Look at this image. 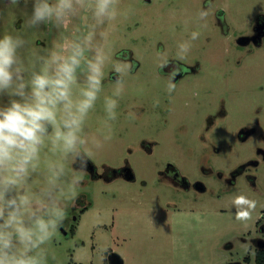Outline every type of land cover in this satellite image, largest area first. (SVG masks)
<instances>
[{
	"label": "rangeland",
	"instance_id": "1",
	"mask_svg": "<svg viewBox=\"0 0 264 264\" xmlns=\"http://www.w3.org/2000/svg\"><path fill=\"white\" fill-rule=\"evenodd\" d=\"M222 6L229 36L215 22ZM116 10L115 20L96 28L94 42L103 43L100 33H105L110 58L102 92L85 122V133L103 146L93 149L75 194L64 200L65 219L47 244V264H109L112 251L125 264H256L258 248L251 237L264 193L243 179L229 188L218 170L228 173L264 145V46L250 52V46L238 42L264 14V0H117ZM202 11L207 17H200ZM30 13L31 4L0 0V38H25V55L52 50L95 24L87 8L60 29L52 24L28 29L23 22ZM193 32L198 33L195 40ZM185 42L190 48L179 60ZM162 59L168 67H159ZM115 62L130 70L122 95L113 97L117 118L110 122L111 139L104 141L97 130L106 119L104 98L113 93ZM174 66L182 67L183 76L169 93ZM77 75L82 86L83 66ZM246 127L257 130L242 141L239 132ZM169 162L190 179L205 181L208 191H184L159 181ZM126 166L137 174L136 181L114 176ZM239 195L256 201L246 222L235 218L233 201Z\"/></svg>",
	"mask_w": 264,
	"mask_h": 264
},
{
	"label": "clouds",
	"instance_id": "2",
	"mask_svg": "<svg viewBox=\"0 0 264 264\" xmlns=\"http://www.w3.org/2000/svg\"><path fill=\"white\" fill-rule=\"evenodd\" d=\"M31 13L23 24L40 29L52 24L66 26L81 9H92L95 24L86 34L65 40L54 49L25 55L28 41L20 35L0 38V264H47V244L63 226L64 200L74 195L93 149L101 139L85 133V122L94 110L109 60L107 37L95 43L97 26L117 16V0H5ZM208 13L202 11L201 18ZM198 37L197 32L191 39ZM190 43L180 45L179 60L186 58ZM92 52L91 58L86 53ZM163 55V54H161ZM162 59L160 68L168 67ZM83 66L85 82L78 83ZM112 96L104 98L106 119L98 133L111 139V121L117 118L118 100L130 65L115 62ZM178 67L169 73L167 90H175ZM69 164L75 166L69 168ZM42 178L39 183L35 178ZM39 186L37 187V184ZM235 218L248 221L256 201L237 196ZM245 252L248 245H243ZM55 259V257H52Z\"/></svg>",
	"mask_w": 264,
	"mask_h": 264
},
{
	"label": "flooded vegetation",
	"instance_id": "3",
	"mask_svg": "<svg viewBox=\"0 0 264 264\" xmlns=\"http://www.w3.org/2000/svg\"><path fill=\"white\" fill-rule=\"evenodd\" d=\"M227 11L223 6L220 9L219 13L215 14V22L219 25L225 35L229 36V26L227 25ZM238 42L244 46H250V52H255L256 49L262 48L264 46V14L261 13L256 16L254 25L249 33H242L238 37ZM179 67V74L176 75L175 81L179 80L183 76V69ZM113 77L115 74H112ZM264 76V73H263ZM260 90L264 91V85L260 86ZM262 108V107H261ZM255 127H246L242 128L239 132V137L242 141H246L256 132ZM262 139L264 140V132L261 134ZM264 145H258L256 153L252 156L246 155V157L239 162L236 166L231 168L229 172L218 170V175L224 177V181L228 187H235L236 184L243 179V182L253 187L256 191H261L264 193ZM260 174H258V170ZM121 176L128 182H134L137 180V174L132 171L130 166H126L120 170L114 172V176ZM159 181L164 183H170L176 188L182 189L184 191L195 190L197 192H207L208 184L203 180H192L188 175H185L181 170L174 166L172 163H168L165 170H162L159 174ZM113 177V178H115ZM112 178H109L111 181ZM230 190V189H228ZM198 196L195 198L197 199ZM168 206V205H167ZM177 208V207H173ZM194 208V206H192ZM251 241L257 245V248H264V209L260 211V215L256 220V232H254L251 237ZM263 245V247H260ZM257 249V250H258ZM256 250V251H257Z\"/></svg>",
	"mask_w": 264,
	"mask_h": 264
},
{
	"label": "water",
	"instance_id": "4",
	"mask_svg": "<svg viewBox=\"0 0 264 264\" xmlns=\"http://www.w3.org/2000/svg\"><path fill=\"white\" fill-rule=\"evenodd\" d=\"M115 78H116V76H115ZM260 247H263V245H260ZM108 263L109 264H125V260L121 254H119L116 251H112L108 255ZM226 264H239V262H230V263H226Z\"/></svg>",
	"mask_w": 264,
	"mask_h": 264
},
{
	"label": "trees",
	"instance_id": "5",
	"mask_svg": "<svg viewBox=\"0 0 264 264\" xmlns=\"http://www.w3.org/2000/svg\"><path fill=\"white\" fill-rule=\"evenodd\" d=\"M256 264H264V248H259L255 255Z\"/></svg>",
	"mask_w": 264,
	"mask_h": 264
}]
</instances>
